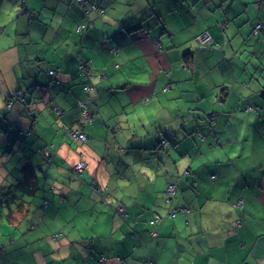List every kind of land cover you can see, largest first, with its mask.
Here are the masks:
<instances>
[{"label": "crops", "instance_id": "0c3cea01", "mask_svg": "<svg viewBox=\"0 0 264 264\" xmlns=\"http://www.w3.org/2000/svg\"><path fill=\"white\" fill-rule=\"evenodd\" d=\"M257 23L264 0H0V191L36 187L0 264H264Z\"/></svg>", "mask_w": 264, "mask_h": 264}, {"label": "trees", "instance_id": "16d2710c", "mask_svg": "<svg viewBox=\"0 0 264 264\" xmlns=\"http://www.w3.org/2000/svg\"><path fill=\"white\" fill-rule=\"evenodd\" d=\"M203 32H201L200 34L195 36V41L199 35L203 34ZM259 33H264L263 23L255 24L253 29H252V34L254 37H257V35ZM210 38H211V43H209L207 45H199L197 43V41H196V43L200 47H208V48L212 47L215 45V42H214L211 34H210ZM81 64H84V63H81ZM81 64H79V66ZM85 64H87V63H85ZM87 68H88V66L85 67V70H87ZM79 71H80V73L85 74V72H82V70H80V68H79ZM54 81L57 82L56 79ZM87 87L88 86H85L83 89L85 90V88H87ZM228 90H229V88L227 87L226 91H228ZM18 94H20V92ZM217 100L222 101V100H224V97L219 96V97H217ZM248 108H254V106L251 104H246L244 107V110L246 112H249ZM214 118H215L214 116H210L208 118L210 127L214 126V123H215ZM160 144L161 143H159V145ZM30 180H32V179L23 177L22 179L17 180L16 183L8 185V186H4L3 188H1L2 190L0 191V216L2 215V213H1L2 211H7L4 215V218L6 221L10 220L9 214L12 212L13 209L15 210V212H19L18 210H20L22 208L23 203L25 204V202L22 200L21 196H23V195L29 196L36 189L35 184L33 182L31 183ZM2 245H0V252L3 251Z\"/></svg>", "mask_w": 264, "mask_h": 264}, {"label": "built area", "instance_id": "2783aa9c", "mask_svg": "<svg viewBox=\"0 0 264 264\" xmlns=\"http://www.w3.org/2000/svg\"><path fill=\"white\" fill-rule=\"evenodd\" d=\"M77 3H81L82 2V0H75ZM258 28V27H257ZM76 31L77 32H83V31H85V26L84 25H81V24H79L78 26H76ZM196 41H197V43L199 44V45H203V44H205V45H207V44H209V43H211V38H210V34L208 33V32H204L203 34H201V35H199L197 38H196ZM86 66H88V64H81L80 66H79V68H80V70H82V72H85V73H87L86 72V70H85V67ZM49 75L50 76H52L53 78L56 76V74H57V70H50L49 72ZM55 80V79H54ZM85 90H87V88H85ZM248 111L250 112V111H253V108H248ZM85 120H89L90 121V119H89V117L87 116L86 117V114H85ZM68 132V131H67ZM69 134L71 135V137H73V138H77V139H79V140H81V141H84L86 138H85V136L83 135V134H77V133H72V132H69ZM85 168V164L83 163V161H78L75 165H74V171H76V172H79V171H82L83 169ZM166 191H167V194L169 195V197H174V195H175V192H176V184H174V183H168L167 184V188H166ZM171 199L169 198V199H167V201L169 202ZM241 205V202H239L238 203V206H240ZM121 210V209H120ZM176 212H181V213H184L185 212V210L184 209H172L168 214H167V216L169 217V216H173ZM160 220V218L157 216V217H155L153 220H151V221H149V224L151 225V226H155V224L158 222ZM151 235H155V231L154 230H152L151 231Z\"/></svg>", "mask_w": 264, "mask_h": 264}, {"label": "bare ground", "instance_id": "6f19581e", "mask_svg": "<svg viewBox=\"0 0 264 264\" xmlns=\"http://www.w3.org/2000/svg\"><path fill=\"white\" fill-rule=\"evenodd\" d=\"M86 116H88L89 118L92 117V115H90L89 112H86ZM67 131H69V130H67ZM70 132H72V133H77V134H83V135L85 136L84 133H80L79 131H76V130H75V131H70ZM69 137H71V136H69ZM71 138H73V137H71ZM85 138H86V136H85ZM74 139H77V138H74ZM77 140H79V139H77ZM85 140H86V139H85ZM85 140H84V141H85ZM80 141H81V140H80ZM164 143H165V141H161V144H160V145L163 147Z\"/></svg>", "mask_w": 264, "mask_h": 264}, {"label": "rangeland", "instance_id": "374dc122", "mask_svg": "<svg viewBox=\"0 0 264 264\" xmlns=\"http://www.w3.org/2000/svg\"><path fill=\"white\" fill-rule=\"evenodd\" d=\"M250 17H251V15H250ZM239 23H241V22H239ZM248 29H249V25L248 24H245V27H243L242 32H246ZM203 45H205V44H203ZM248 49H250V48H248ZM229 86L232 88V83ZM217 101H219V100H217Z\"/></svg>", "mask_w": 264, "mask_h": 264}]
</instances>
